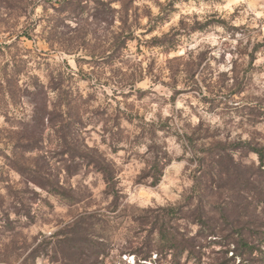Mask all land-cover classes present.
<instances>
[{"label":"rangeland","instance_id":"374dc122","mask_svg":"<svg viewBox=\"0 0 264 264\" xmlns=\"http://www.w3.org/2000/svg\"><path fill=\"white\" fill-rule=\"evenodd\" d=\"M260 107L264 0H0V264H264L234 250L264 205L231 178L264 181ZM168 209L199 253L144 261Z\"/></svg>","mask_w":264,"mask_h":264},{"label":"trees","instance_id":"16d2710c","mask_svg":"<svg viewBox=\"0 0 264 264\" xmlns=\"http://www.w3.org/2000/svg\"><path fill=\"white\" fill-rule=\"evenodd\" d=\"M261 110V112H264L263 108H257ZM245 151L248 154H255L258 156L259 159V171H262V168L264 167V147L254 146L253 144L247 142L246 147H244ZM88 164L90 166H94V168L102 174L104 177L106 186H107V193L112 195L114 197L115 204L119 198L118 192L116 191V175L112 171L111 167L106 164L104 160H101L100 157H84ZM234 164V163H233ZM236 170H234V174H227L225 173V177L229 180L230 176L233 177L234 180H236V184L240 182L239 186H242L244 194L247 195V201H249V206L254 205L253 210H257L260 204L264 205V181L254 179L256 176L253 173H248L247 176L242 177L241 174L236 173V171H239L238 167L234 165ZM159 165H155V169L158 171V173H154L153 175V186H157L162 177V170L163 168H159ZM164 167V166H163ZM264 173V171H262ZM242 177V178H241ZM233 180V181H234ZM43 186V185H41ZM52 193L59 196L65 201L75 203L77 202V197L71 194H68L63 191L62 188L55 186L52 189H50ZM239 191L240 190L239 188ZM233 192V191H232ZM238 192V191H237ZM240 193V192H239ZM181 209H168L164 210L163 214L157 218H155V222H152L154 224L153 232L158 237L159 242L152 246V244H147V248L149 250L148 255H146L143 260L148 261L152 259V253L157 252L158 254H163L165 252H171V254H182L183 252L189 253V248L191 249L189 254H197L196 247L193 246L191 242H188L185 240L184 244L182 241H179V239L176 236L177 229L173 228L170 225L171 218H174V216H179V213H181ZM213 212V211H212ZM176 218V217H175ZM238 221V220H237ZM199 223L201 225V232L202 234H211L209 236L215 235L214 228H212L210 225H212L211 219L207 221V217L200 218ZM237 224H240L239 221ZM251 228L247 227V232L242 233L246 231V227L238 226V231L242 233L240 235V238L235 241L236 248L234 249L235 252H242L243 254H252L256 250L259 249L258 242L264 243V226L259 223L258 220L253 219L250 223ZM248 234V235H247ZM154 235V236H155ZM234 239H236L234 237ZM93 244H91L92 246ZM92 249V248H91ZM177 261V259H176Z\"/></svg>","mask_w":264,"mask_h":264}]
</instances>
